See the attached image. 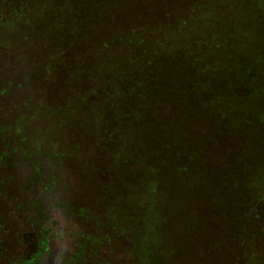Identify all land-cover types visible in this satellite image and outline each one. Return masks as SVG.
I'll return each instance as SVG.
<instances>
[{
    "label": "rangeland",
    "instance_id": "obj_1",
    "mask_svg": "<svg viewBox=\"0 0 264 264\" xmlns=\"http://www.w3.org/2000/svg\"><path fill=\"white\" fill-rule=\"evenodd\" d=\"M41 260L264 264V0H0V264Z\"/></svg>",
    "mask_w": 264,
    "mask_h": 264
},
{
    "label": "flooded vegetation",
    "instance_id": "obj_2",
    "mask_svg": "<svg viewBox=\"0 0 264 264\" xmlns=\"http://www.w3.org/2000/svg\"><path fill=\"white\" fill-rule=\"evenodd\" d=\"M41 263L44 264L42 260H41Z\"/></svg>",
    "mask_w": 264,
    "mask_h": 264
},
{
    "label": "trees",
    "instance_id": "obj_3",
    "mask_svg": "<svg viewBox=\"0 0 264 264\" xmlns=\"http://www.w3.org/2000/svg\"><path fill=\"white\" fill-rule=\"evenodd\" d=\"M214 200H215V198H214Z\"/></svg>",
    "mask_w": 264,
    "mask_h": 264
}]
</instances>
